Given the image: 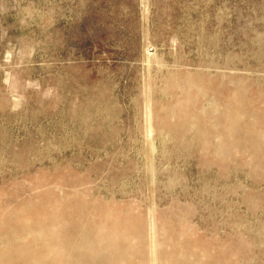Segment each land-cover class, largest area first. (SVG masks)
<instances>
[{"label":"rangeland","instance_id":"1","mask_svg":"<svg viewBox=\"0 0 264 264\" xmlns=\"http://www.w3.org/2000/svg\"><path fill=\"white\" fill-rule=\"evenodd\" d=\"M175 70L264 81V0H0L2 200L81 175L142 212L177 204L205 237L240 227L253 247L237 264H264V177L147 137L148 78L160 88ZM23 146L21 167L9 151Z\"/></svg>","mask_w":264,"mask_h":264},{"label":"bare ground","instance_id":"2","mask_svg":"<svg viewBox=\"0 0 264 264\" xmlns=\"http://www.w3.org/2000/svg\"><path fill=\"white\" fill-rule=\"evenodd\" d=\"M155 91L161 96L154 98ZM146 106L148 138L184 150L198 144L202 157L224 173L229 160L241 158L249 175L264 177V81L224 71H169L160 88L148 78ZM30 152L23 146L9 155L22 167ZM147 169L154 172L152 162ZM66 178L37 182L14 203L0 197V264H237L251 258L253 243L240 227L226 240L205 237L177 204L175 211L153 206L142 212L134 202L91 194L84 176ZM244 198L257 207L250 192Z\"/></svg>","mask_w":264,"mask_h":264}]
</instances>
